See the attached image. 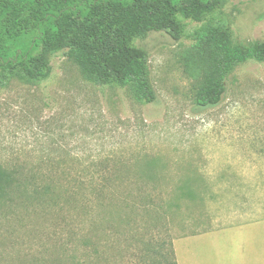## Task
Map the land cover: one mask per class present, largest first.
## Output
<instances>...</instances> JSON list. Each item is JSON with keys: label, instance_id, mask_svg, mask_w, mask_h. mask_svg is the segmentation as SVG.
Segmentation results:
<instances>
[{"label": "rangeland", "instance_id": "obj_1", "mask_svg": "<svg viewBox=\"0 0 264 264\" xmlns=\"http://www.w3.org/2000/svg\"><path fill=\"white\" fill-rule=\"evenodd\" d=\"M6 15L0 264H174L175 240L210 225L221 190L264 184V60L238 64L222 101L200 107L208 68L193 38L224 28L235 41H264V0H221L202 21L176 13L178 39L164 31L136 39L148 53L152 102L116 79L90 80L34 30L11 34ZM17 48L41 52L46 71L26 76L30 61L17 59Z\"/></svg>", "mask_w": 264, "mask_h": 264}, {"label": "trees", "instance_id": "obj_2", "mask_svg": "<svg viewBox=\"0 0 264 264\" xmlns=\"http://www.w3.org/2000/svg\"><path fill=\"white\" fill-rule=\"evenodd\" d=\"M220 4L221 0H0V12H8L3 23L11 34L34 30L41 45L65 50L90 80L116 79L129 86L139 101L152 102L157 93L148 53L134 41L153 31L178 39L181 29L176 13L202 21ZM193 38L194 48L206 56L208 68L196 92L200 107L222 101L225 78L238 64L264 60V41H235L224 28L196 30ZM14 54L19 60L29 59L24 67L29 78L46 71L41 52L26 57L17 48Z\"/></svg>", "mask_w": 264, "mask_h": 264}, {"label": "crops", "instance_id": "obj_3", "mask_svg": "<svg viewBox=\"0 0 264 264\" xmlns=\"http://www.w3.org/2000/svg\"><path fill=\"white\" fill-rule=\"evenodd\" d=\"M258 185L245 179L230 192L221 190L224 200L208 206L210 225L175 240L177 263L264 264V184ZM249 187L257 194H249Z\"/></svg>", "mask_w": 264, "mask_h": 264}]
</instances>
